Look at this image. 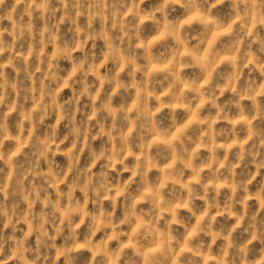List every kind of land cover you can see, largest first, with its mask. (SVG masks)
Here are the masks:
<instances>
[{
    "label": "clouds",
    "instance_id": "1",
    "mask_svg": "<svg viewBox=\"0 0 264 264\" xmlns=\"http://www.w3.org/2000/svg\"><path fill=\"white\" fill-rule=\"evenodd\" d=\"M0 264H264V0H0Z\"/></svg>",
    "mask_w": 264,
    "mask_h": 264
}]
</instances>
